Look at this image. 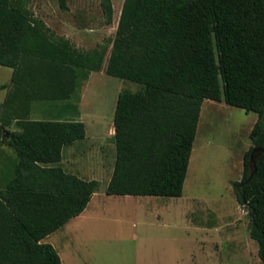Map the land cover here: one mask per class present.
Wrapping results in <instances>:
<instances>
[{
  "label": "trees",
  "instance_id": "16d2710c",
  "mask_svg": "<svg viewBox=\"0 0 264 264\" xmlns=\"http://www.w3.org/2000/svg\"><path fill=\"white\" fill-rule=\"evenodd\" d=\"M101 7L112 24L113 1ZM105 63L108 75L145 85L118 96L109 195L181 197L205 100L258 114L234 191L264 263V152L253 176L250 166L264 147V0H124L114 39L92 49L54 31L31 0H0V65L13 69L0 84V264H62L44 240L86 210L100 182L60 164L86 138L85 122L34 120L31 106L71 100L83 71Z\"/></svg>",
  "mask_w": 264,
  "mask_h": 264
},
{
  "label": "rangeland",
  "instance_id": "374dc122",
  "mask_svg": "<svg viewBox=\"0 0 264 264\" xmlns=\"http://www.w3.org/2000/svg\"><path fill=\"white\" fill-rule=\"evenodd\" d=\"M112 1V24L106 23L101 0H69L68 10L61 9L58 0H31V8L58 34L79 48L92 49L114 39L124 0ZM12 75V68L0 65V84H10ZM81 81L74 97L85 96L87 136L64 149L61 164L100 185L85 214L44 240L59 250L65 263L78 258L85 264H264L260 257L250 262L243 254L244 241L251 238L250 219L234 191L258 114L205 100L181 197L109 195L106 187L117 156L112 126L118 96L143 91L145 85L108 75L105 69L84 70ZM5 90L0 91L1 107ZM52 107L38 117L49 118ZM155 200L161 205L151 203ZM220 220L219 232L204 228ZM218 240L214 262L209 254Z\"/></svg>",
  "mask_w": 264,
  "mask_h": 264
},
{
  "label": "crops",
  "instance_id": "0c3cea01",
  "mask_svg": "<svg viewBox=\"0 0 264 264\" xmlns=\"http://www.w3.org/2000/svg\"><path fill=\"white\" fill-rule=\"evenodd\" d=\"M104 67H106V63L104 64ZM103 69H105V68H103ZM5 91L7 93V90H5ZM84 99H85V96H84V94H82L80 98L73 97L71 100H68V101H58V102H50V101H44V100L34 101L32 103V106H31L30 117H31V119H34V120L59 119V120H81V121L85 122V120H86V111L84 110V102H85ZM50 107H52L53 110L51 109L52 112L50 113L51 115H50L49 118H41V117L39 118L38 117L40 113H44V112H46V110H50ZM1 108L2 107L0 106V113H1ZM33 109H34V111H33ZM11 129L12 130L16 129L15 123H13V125L11 126ZM112 129L114 130V133H115L114 125L112 126ZM244 154H243L242 173H243V170H244ZM63 161H64V154H63L62 162ZM241 178H242V176H241ZM126 196H133V195H126ZM155 201H152L151 203H153L154 205H156V204H158L159 206L161 205L160 202H157L158 200L156 202ZM146 204H148V203L145 202L144 206ZM86 210H87V208H86ZM86 210L84 212H86ZM84 212L81 215H79V216H82L83 214H85ZM79 216H77V217H79ZM74 218H76V217H74ZM218 225L216 224V225H214V227H204V228H206L207 230L209 229L210 230L209 232H219L220 229L223 226L222 220H220V223H218ZM212 243H213V251L209 254V259L211 258V259H213L212 261L215 262L217 260V258H218V252H219L218 248L220 247L221 243H220L219 240H218L217 243L216 242H212ZM258 249H259V247H257V245H255V243H253V241H252V239L250 237H248V239H246L244 241L243 254L248 259H250V262L254 261V262L257 263V261L259 260V250ZM58 252H59V250H58ZM61 258H62V264H66L65 260L62 257V255H61ZM68 264H85V263H83V261L79 260L78 258H72V261H69ZM86 264H88V263H86Z\"/></svg>",
  "mask_w": 264,
  "mask_h": 264
},
{
  "label": "water",
  "instance_id": "95a60500",
  "mask_svg": "<svg viewBox=\"0 0 264 264\" xmlns=\"http://www.w3.org/2000/svg\"><path fill=\"white\" fill-rule=\"evenodd\" d=\"M264 152V147H254L250 155V166L252 169V176L257 169V161L261 154Z\"/></svg>",
  "mask_w": 264,
  "mask_h": 264
}]
</instances>
